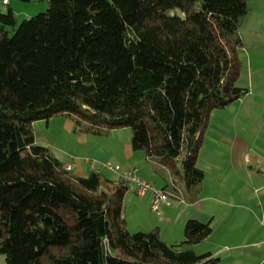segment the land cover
<instances>
[{
  "label": "trees",
  "instance_id": "trees-1",
  "mask_svg": "<svg viewBox=\"0 0 264 264\" xmlns=\"http://www.w3.org/2000/svg\"><path fill=\"white\" fill-rule=\"evenodd\" d=\"M47 1L20 24L12 7L0 13V255L7 264H222L189 248L213 233L214 218L188 220L180 244L159 229L130 232V185L68 171L36 144L34 123L67 117L93 136L129 128L170 202L198 203L211 116L249 94L237 86L249 0Z\"/></svg>",
  "mask_w": 264,
  "mask_h": 264
},
{
  "label": "rangeland",
  "instance_id": "rangeland-1",
  "mask_svg": "<svg viewBox=\"0 0 264 264\" xmlns=\"http://www.w3.org/2000/svg\"><path fill=\"white\" fill-rule=\"evenodd\" d=\"M8 2L10 6H0V13H6L12 7L19 24L48 9L47 0ZM249 9V14L239 28L243 42L239 57L243 67L237 82V86L248 89L249 94L224 109L215 110L209 128L204 133L197 163L206 174L204 188L207 184V192L204 197H214L211 196L214 194V198L219 200H201L205 202L204 211L207 210L209 215L214 212L209 218L215 217L217 220L213 221L214 231L205 241L189 247L198 255L222 250L225 264H259L261 259L249 257L248 252L264 249V245H251L264 241V213L256 207V203H264V0H249ZM46 121H43L44 124ZM215 127L223 139L233 146L236 141L247 144L240 160H234L238 156L233 154L229 145L216 142L213 135ZM60 128L58 124L54 129L55 134L51 133L52 141L75 153L73 155L88 156L91 142L87 146L80 145L77 143V136L69 135ZM94 140L103 143L110 155L107 161L129 168L125 166V152L132 141L131 129L115 130L107 136H91L90 141ZM136 165L148 182L159 188L165 185L162 178L151 173L149 165H140V162ZM105 176L110 179L118 178L110 172ZM220 201H225L228 205H223ZM172 204V207L163 205L159 211H154L151 194L143 198L130 189L122 208L128 230L135 233L159 229L164 242L182 243L186 238L185 213L182 214V211L196 207L179 199H174ZM247 244L250 247L234 251L237 245ZM0 264H7L4 255H0Z\"/></svg>",
  "mask_w": 264,
  "mask_h": 264
},
{
  "label": "crops",
  "instance_id": "crops-1",
  "mask_svg": "<svg viewBox=\"0 0 264 264\" xmlns=\"http://www.w3.org/2000/svg\"><path fill=\"white\" fill-rule=\"evenodd\" d=\"M214 114V112H213ZM212 114V116H213ZM43 121L46 120H41V121H37L34 123V132H35V142L37 145L39 146H43L46 147L50 150V152L64 165H73L74 169H73V173H75L78 176L81 177H87L91 172H94V167L96 165H99L103 162H106L108 160V158L110 157V155H108V153L106 152V150L103 147V143L99 140H94V141H90L91 136L93 137V135H88V134H84V133H79L75 130V125L74 122L67 118V117H56V118H51L50 120H47L44 124ZM60 121V122H57ZM59 124L60 130H63L64 132H66L69 135H75L77 136V143L80 145H84L87 146L89 142H91V147L88 153V156H81L79 157L78 155H73L75 153H73L72 151H68L65 148L60 147L57 143L53 142L52 139L50 138V135L55 134L54 129L55 127H57V125ZM45 125V126H44ZM218 129L215 127V130H213V135L215 137V140L217 143H219L220 145H226L232 149V152L235 156H238V159H234L235 161L240 160L241 159V155L244 154V150L247 148V144L245 142H239L236 141L235 145L233 146L232 143H230L229 141L224 140L222 137V135L219 133V131H217ZM52 131V132H51ZM52 133V134H51ZM90 137V138H89ZM97 137V136H94ZM126 160H125V166H129L128 167H121L122 170L124 171H128L132 168H138L136 164H138V162H140V165H143L144 163H146L147 165L148 162L145 158V155L142 154L141 152H134L132 149L131 144L126 147ZM83 158H86L84 161L82 160ZM114 165L120 166V164H116L113 163ZM146 166V165H145ZM150 167V166H149ZM202 169V167H200ZM139 176L144 179L147 180L144 177V173H141L142 170L139 169ZM151 170V169H150ZM109 173V172H104V174ZM152 173V170H151ZM113 174V173H112ZM153 174V173H152ZM117 175V174H116ZM117 179H112V180H118L119 176L117 175ZM148 181V180H147ZM205 181H206V174H205ZM206 183V182H205ZM207 184H205V188L203 191V197L201 198L203 201L206 202V200H219L214 198L216 195L211 194V196L214 197H204V195L207 192ZM202 200H200L198 203L194 204V206L196 208H186L182 211V214L185 213V224L188 220L191 219H197L200 221H207L209 219V216H211L214 212H211V214H208V211H204L205 210V202H203ZM223 205H228V203H226L225 201H220ZM173 202H171L170 204H166V203H162L160 206V209L163 205H165L164 207H172ZM218 204V203H216ZM258 206V208H260V212L264 213V203L261 201L259 203H256V207ZM159 209V210H160ZM251 210V209H250ZM264 216V215H263ZM214 218V221L216 222V218ZM214 226V224H213ZM250 244L247 245H237L235 247L234 251H238V250H244L249 246ZM254 247H259V246H263L264 245V241H262L261 243H253L251 244ZM215 253V254H214ZM213 254L217 257H219L221 259V262L223 264L224 263V257L222 256V250H218L215 251ZM232 254V253H231ZM233 255V254H232ZM248 256L249 257H256V258H260L261 261L259 262V264H264V249H260V250H256L255 252H248Z\"/></svg>",
  "mask_w": 264,
  "mask_h": 264
},
{
  "label": "built area",
  "instance_id": "built-area-1",
  "mask_svg": "<svg viewBox=\"0 0 264 264\" xmlns=\"http://www.w3.org/2000/svg\"><path fill=\"white\" fill-rule=\"evenodd\" d=\"M4 3H8V0H4ZM68 171H73V165L65 166ZM94 172L102 174L104 172H110L119 175L120 179L130 185V188L137 192L140 196L146 197L151 194L152 198V209L159 211L162 203L170 204V200L166 193L161 189L142 179L139 176V169L132 168L128 171L122 170L120 166L114 165L109 161L103 162L94 167Z\"/></svg>",
  "mask_w": 264,
  "mask_h": 264
},
{
  "label": "water",
  "instance_id": "water-1",
  "mask_svg": "<svg viewBox=\"0 0 264 264\" xmlns=\"http://www.w3.org/2000/svg\"><path fill=\"white\" fill-rule=\"evenodd\" d=\"M3 4V1L0 0V6Z\"/></svg>",
  "mask_w": 264,
  "mask_h": 264
}]
</instances>
